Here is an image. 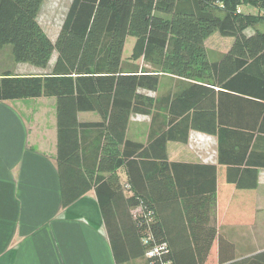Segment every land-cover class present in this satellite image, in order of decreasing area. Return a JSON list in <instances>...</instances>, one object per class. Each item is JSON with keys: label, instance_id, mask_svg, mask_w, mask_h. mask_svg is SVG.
I'll use <instances>...</instances> for the list:
<instances>
[{"label": "trees", "instance_id": "obj_1", "mask_svg": "<svg viewBox=\"0 0 264 264\" xmlns=\"http://www.w3.org/2000/svg\"><path fill=\"white\" fill-rule=\"evenodd\" d=\"M41 2L0 0V48L10 45L15 62L45 68L57 53L46 75L1 74L0 101L56 99L61 206L94 189L115 264H215L214 225L190 226L192 244L174 247L161 212L180 198L187 213L209 221L216 167L171 162L166 144L186 143L190 130L214 135L226 181L256 187L264 169V0H71L54 42L37 21ZM214 31L234 40L208 61L204 42ZM127 37L134 43L125 61ZM163 73L185 84L153 99L144 91H156ZM90 111L98 121H78ZM132 113L150 116L145 142L126 137ZM163 244L166 253L145 257ZM241 261L264 264V251Z\"/></svg>", "mask_w": 264, "mask_h": 264}, {"label": "crops", "instance_id": "obj_2", "mask_svg": "<svg viewBox=\"0 0 264 264\" xmlns=\"http://www.w3.org/2000/svg\"><path fill=\"white\" fill-rule=\"evenodd\" d=\"M56 58L53 51L45 68L18 62L14 71L4 72L46 75L52 71ZM169 75L172 78L161 75L156 91H148L153 99L184 86L180 77ZM135 115L148 117L144 129L148 132L150 116L132 113L126 136ZM77 119L94 122L99 115L79 112ZM146 137L147 134L145 140ZM166 152L171 162L216 167L215 203L208 213L209 221L195 219V211L187 213L180 198L168 202L167 209L161 212L169 244L189 246L195 232L190 226L212 224L216 238L209 258L215 264L218 237L225 241L221 250L226 258L223 264H243L241 260L264 251V169L258 171L255 188H236L226 181L227 167L217 162L216 136L197 130L189 131L186 143L167 142ZM56 157V99L0 101V264H115L94 189L67 207L61 206ZM121 171L120 180L125 183V170ZM189 216L194 219L189 220Z\"/></svg>", "mask_w": 264, "mask_h": 264}, {"label": "rangeland", "instance_id": "obj_3", "mask_svg": "<svg viewBox=\"0 0 264 264\" xmlns=\"http://www.w3.org/2000/svg\"><path fill=\"white\" fill-rule=\"evenodd\" d=\"M71 0H42L38 14L37 21L46 35L50 38V40L54 39L60 29L68 6L70 5ZM243 9H246L249 13L256 14L257 9L250 5L245 6ZM259 29H264V24L258 25ZM252 33V29H248L246 34ZM233 37H224L221 36L218 31H214L211 35H209L205 40V52L206 58L208 61H217L221 58L223 53L227 51L232 43ZM134 43L133 37H127L125 41V46L123 50V59L127 61L128 56L130 55L131 48ZM0 73L9 70L14 71L15 65L18 62H15L12 55V50L10 45H6L0 49ZM29 64V63H27ZM139 65L148 67L149 64L143 63L142 61L138 62ZM33 66V65H32ZM8 71V72H9ZM10 73V72H9ZM12 74V73H11ZM13 75V74H12ZM162 78H172L168 73H163ZM160 75V76H161ZM164 81L163 84H165ZM147 95H151V92H145ZM132 121L134 122L131 126L129 133H127L128 139H136V140H145L146 132H145V123L148 122V117H143L140 115L132 116ZM147 126V125H146ZM148 130V127H147ZM118 174L120 179L123 178V173L118 170ZM2 249V248H1ZM2 252L0 251V255ZM126 264H145L144 260H136L133 262H128Z\"/></svg>", "mask_w": 264, "mask_h": 264}, {"label": "built area", "instance_id": "obj_4", "mask_svg": "<svg viewBox=\"0 0 264 264\" xmlns=\"http://www.w3.org/2000/svg\"><path fill=\"white\" fill-rule=\"evenodd\" d=\"M237 10L239 11V8H237ZM124 187L126 188V185H124ZM139 209H136L135 211H138ZM167 252V248L166 246L160 245V246H154L153 248L149 249L146 253H145V257L146 258H150L153 257L155 255H158L159 253H166Z\"/></svg>", "mask_w": 264, "mask_h": 264}]
</instances>
